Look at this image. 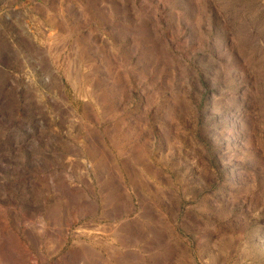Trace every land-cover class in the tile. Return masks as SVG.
Wrapping results in <instances>:
<instances>
[{
	"label": "rangeland",
	"instance_id": "1",
	"mask_svg": "<svg viewBox=\"0 0 264 264\" xmlns=\"http://www.w3.org/2000/svg\"><path fill=\"white\" fill-rule=\"evenodd\" d=\"M0 264H264V0H0Z\"/></svg>",
	"mask_w": 264,
	"mask_h": 264
}]
</instances>
